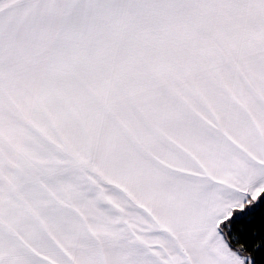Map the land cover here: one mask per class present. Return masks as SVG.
<instances>
[{
	"label": "snow or ice",
	"instance_id": "obj_1",
	"mask_svg": "<svg viewBox=\"0 0 264 264\" xmlns=\"http://www.w3.org/2000/svg\"><path fill=\"white\" fill-rule=\"evenodd\" d=\"M0 264H264V0H0Z\"/></svg>",
	"mask_w": 264,
	"mask_h": 264
}]
</instances>
